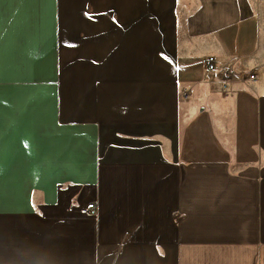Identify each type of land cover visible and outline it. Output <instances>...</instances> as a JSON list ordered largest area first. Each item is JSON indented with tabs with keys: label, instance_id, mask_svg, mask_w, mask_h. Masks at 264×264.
Wrapping results in <instances>:
<instances>
[{
	"label": "crops",
	"instance_id": "crops-1",
	"mask_svg": "<svg viewBox=\"0 0 264 264\" xmlns=\"http://www.w3.org/2000/svg\"><path fill=\"white\" fill-rule=\"evenodd\" d=\"M0 264H264V0H0Z\"/></svg>",
	"mask_w": 264,
	"mask_h": 264
},
{
	"label": "built area",
	"instance_id": "built-area-1",
	"mask_svg": "<svg viewBox=\"0 0 264 264\" xmlns=\"http://www.w3.org/2000/svg\"><path fill=\"white\" fill-rule=\"evenodd\" d=\"M208 69L209 70H214L215 69V58L214 57H209L208 58ZM253 78V75L250 76ZM80 212L85 215H95L96 214V203L95 202H89L87 203L86 206L81 207Z\"/></svg>",
	"mask_w": 264,
	"mask_h": 264
},
{
	"label": "rangeland",
	"instance_id": "rangeland-1",
	"mask_svg": "<svg viewBox=\"0 0 264 264\" xmlns=\"http://www.w3.org/2000/svg\"><path fill=\"white\" fill-rule=\"evenodd\" d=\"M209 57H214V56H209ZM208 57V58H209ZM208 58H207V70L209 71V72H211V71H216L217 70V66H216V61H215V69L214 70H209L208 69V66H209V64H208ZM215 58V57H214ZM252 75V74H251ZM251 75H249V78L250 79H253L254 78V75H253V78H251L250 76ZM228 113V112H227ZM227 113H226V111H225V114L227 115ZM215 116L219 119L221 116V118H223V112H221V111H218V112H215ZM216 117H215V119H216ZM187 120V112L186 111H183V112H181V122L183 123L184 121H186ZM217 120V119H216ZM228 120V119H227ZM228 123L229 122H227V126H228ZM196 130L197 131H199L200 129L198 128H196ZM220 132V131H219Z\"/></svg>",
	"mask_w": 264,
	"mask_h": 264
},
{
	"label": "snow or ice",
	"instance_id": "snow-or-ice-1",
	"mask_svg": "<svg viewBox=\"0 0 264 264\" xmlns=\"http://www.w3.org/2000/svg\"><path fill=\"white\" fill-rule=\"evenodd\" d=\"M85 15L87 16L88 13H85ZM162 58L165 59V60H168V57H166V56H163V55H162ZM25 147H27V144H25Z\"/></svg>",
	"mask_w": 264,
	"mask_h": 264
},
{
	"label": "bare ground",
	"instance_id": "bare-ground-1",
	"mask_svg": "<svg viewBox=\"0 0 264 264\" xmlns=\"http://www.w3.org/2000/svg\"><path fill=\"white\" fill-rule=\"evenodd\" d=\"M83 53V52H82Z\"/></svg>",
	"mask_w": 264,
	"mask_h": 264
}]
</instances>
